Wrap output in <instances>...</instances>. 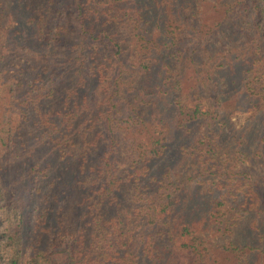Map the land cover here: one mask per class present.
<instances>
[{"label":"trees","instance_id":"trees-1","mask_svg":"<svg viewBox=\"0 0 264 264\" xmlns=\"http://www.w3.org/2000/svg\"><path fill=\"white\" fill-rule=\"evenodd\" d=\"M52 1L38 4L35 18L28 19L45 55L59 49L54 42L64 28ZM247 1L245 41H234L226 52H204L206 63L187 89L177 72L172 77L168 67L153 65L149 81L121 98L127 113L118 110L113 119L105 108L85 124H73L76 90L65 97L58 91L63 108L50 114L52 79L31 80L30 68L18 71L13 83L25 92L16 130L32 128L36 149L47 148L50 159L25 160L20 182H13L15 194L8 184L0 187V264H216V252L225 255L223 264H264V202L251 172L264 167V0ZM73 3L79 41L68 49L69 59L99 85L106 63L100 64L92 45L104 41L110 60L121 63V42L106 40L95 27L91 14L99 16L91 13L89 0ZM140 32L148 37L146 24ZM68 70L62 64L61 74ZM123 72L119 64L112 77L116 96ZM208 82L211 91L205 90ZM252 109L238 129L229 126L228 114ZM6 125L0 141L15 170V135ZM74 127H81L82 144L70 162L61 152L72 146ZM117 132L130 156L122 170L113 164ZM93 147L103 149L94 167L86 158ZM86 164L95 173L91 187L84 186ZM63 175L64 182H57ZM257 177L264 181V175Z\"/></svg>","mask_w":264,"mask_h":264},{"label":"rangeland","instance_id":"rangeland-1","mask_svg":"<svg viewBox=\"0 0 264 264\" xmlns=\"http://www.w3.org/2000/svg\"><path fill=\"white\" fill-rule=\"evenodd\" d=\"M37 1L0 0V137L4 136V122H6L5 128L12 129L15 135L16 145L10 148L18 156L14 170L12 156L4 152V142L0 141V187L4 189V183L8 184L13 194L16 188L13 182H20L21 164L25 160L36 163L41 162L46 156L50 159L47 148L40 146L36 149L35 140L33 141L36 132L32 128L26 126L16 130L19 127V102L23 98L25 89L15 88L13 81L18 79V71L22 68H30L28 75L31 80L33 77H40L42 81L52 79L55 94L48 105L50 114L59 113L63 108L62 104L59 105L61 101L57 98L58 91L62 97H65L70 91L76 90L75 96L72 97L76 100L73 106L76 118L72 122L85 124L89 117L100 116V112L105 108H108L112 119L118 110H124L123 113L126 114L121 98L127 96L129 88L143 86L149 81L153 65L168 67L173 74L172 77H176L177 72L178 76H181L182 87L187 89L195 84V71L199 73V68L206 63L204 52L210 50L226 52L234 41L243 42L248 38L243 25L249 11L247 0L243 2H239L240 0H89L87 6L91 13L96 11L99 16L96 19L93 13L91 14L95 27L105 32L106 40L112 37L120 41L122 46L121 64L114 58L110 60L111 50L107 49L104 41L98 43L96 40L92 45L95 54L100 58V64L106 63L102 67L105 69L104 77L101 78L99 85L98 83L95 85L91 72L86 68L80 69L79 63L73 64L69 59L73 55L68 54V49L79 41L73 26L76 14L73 0L52 1L51 6L59 8L61 23L64 26L62 38L54 42L55 48L59 49L55 53L47 54L53 57L45 55L47 51L42 48L37 32L32 29V24L28 23L29 18H35L38 4L41 5L46 0ZM27 6L30 8L28 9ZM143 24L147 25V38L140 32ZM49 37L52 40L56 39L53 32ZM66 58H68L67 62H65ZM64 63L69 70L61 74ZM119 64L125 72L123 79L120 80L123 83L122 90L116 96L111 81ZM213 87L214 84L208 82L205 90L211 91ZM105 97H109L110 100H106ZM188 106H191L189 101ZM260 108H263L264 112V105H259ZM255 111L256 109H252L228 114L229 126L238 129ZM80 129L81 127L71 130L70 137L74 139L72 146L61 152V157L68 154L70 162L76 160L79 145L82 144ZM119 134H116L119 142L115 147L113 164L117 169L122 170L129 164L130 156L125 137L122 133ZM20 143L26 150L18 145ZM101 144L103 147L104 143H99L98 146ZM30 147L34 148L32 153L28 152ZM102 152L103 149L99 151L93 147L92 152L86 155L92 167L98 164ZM87 164L83 181L84 186L91 187L88 184L92 182L96 185L95 173L90 171ZM249 167L252 166L249 164ZM251 172L257 180L254 189L259 199L264 202V181L257 177L264 175V167L255 168ZM76 178L72 182H76ZM64 179L63 175V179L57 182H64ZM126 195L129 196V193ZM68 203L70 204L71 200ZM66 214L69 215L68 212ZM68 215L66 220L69 218ZM224 257V254L216 252V264H223Z\"/></svg>","mask_w":264,"mask_h":264}]
</instances>
